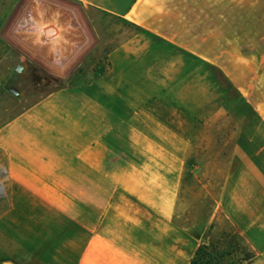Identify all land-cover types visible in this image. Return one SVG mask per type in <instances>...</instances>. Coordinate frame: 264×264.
<instances>
[{
    "label": "crops",
    "instance_id": "0c3cea01",
    "mask_svg": "<svg viewBox=\"0 0 264 264\" xmlns=\"http://www.w3.org/2000/svg\"><path fill=\"white\" fill-rule=\"evenodd\" d=\"M103 18L138 32L103 51ZM3 24L43 29L38 64L64 86L0 128L1 261L189 264L231 239L251 255L231 264H264V0H14ZM164 50L216 69L252 110L216 194L191 149L133 146L181 137L142 128L160 121L148 75Z\"/></svg>",
    "mask_w": 264,
    "mask_h": 264
},
{
    "label": "rangeland",
    "instance_id": "374dc122",
    "mask_svg": "<svg viewBox=\"0 0 264 264\" xmlns=\"http://www.w3.org/2000/svg\"><path fill=\"white\" fill-rule=\"evenodd\" d=\"M13 1L0 0V128L45 95L64 86L61 80L44 73L38 64L37 54L45 45L39 40L45 35L43 29L3 24L12 16ZM35 28L40 31L35 32ZM101 32L104 51L134 36L138 28L124 21L103 18ZM138 45L133 43V48ZM149 50L160 53L155 45L149 46ZM164 53V59L149 58L148 82L157 87L149 91V114L160 121L144 122L142 128L149 133L162 128L174 130L181 137L163 139L144 135L134 137L133 146L175 144L187 151L191 149L196 162L202 165L198 177L207 182L212 179L213 194H216L237 136L256 124L252 110L213 67L181 54L167 50ZM17 67L21 70L17 71ZM2 191L0 185V194ZM232 248L239 254L223 258ZM221 249L215 251L216 264H231L250 254L246 246L231 239L221 244Z\"/></svg>",
    "mask_w": 264,
    "mask_h": 264
},
{
    "label": "trees",
    "instance_id": "16d2710c",
    "mask_svg": "<svg viewBox=\"0 0 264 264\" xmlns=\"http://www.w3.org/2000/svg\"><path fill=\"white\" fill-rule=\"evenodd\" d=\"M250 256V254L243 256L242 259H249ZM215 261V247H213L211 244H206L203 242L189 264H216Z\"/></svg>",
    "mask_w": 264,
    "mask_h": 264
},
{
    "label": "water",
    "instance_id": "95a60500",
    "mask_svg": "<svg viewBox=\"0 0 264 264\" xmlns=\"http://www.w3.org/2000/svg\"><path fill=\"white\" fill-rule=\"evenodd\" d=\"M16 70H17V71H20V70H21V68H20V67H17V68H16ZM0 264H15V263H13V262H10V261H5V262H3V263H0Z\"/></svg>",
    "mask_w": 264,
    "mask_h": 264
},
{
    "label": "bare ground",
    "instance_id": "6f19581e",
    "mask_svg": "<svg viewBox=\"0 0 264 264\" xmlns=\"http://www.w3.org/2000/svg\"><path fill=\"white\" fill-rule=\"evenodd\" d=\"M54 24V23H53ZM59 39V38H58ZM54 45V44H53Z\"/></svg>",
    "mask_w": 264,
    "mask_h": 264
}]
</instances>
